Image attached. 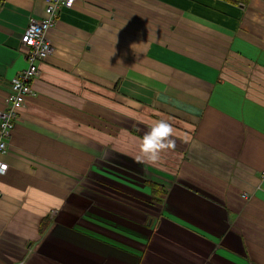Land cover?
I'll return each instance as SVG.
<instances>
[{"label": "crops", "instance_id": "0c3cea01", "mask_svg": "<svg viewBox=\"0 0 264 264\" xmlns=\"http://www.w3.org/2000/svg\"><path fill=\"white\" fill-rule=\"evenodd\" d=\"M45 8L0 0V109ZM48 36L0 155V264H264V0H78ZM161 119L175 148L138 159Z\"/></svg>", "mask_w": 264, "mask_h": 264}, {"label": "built area", "instance_id": "2783aa9c", "mask_svg": "<svg viewBox=\"0 0 264 264\" xmlns=\"http://www.w3.org/2000/svg\"><path fill=\"white\" fill-rule=\"evenodd\" d=\"M78 0H46L45 15L41 19H31L28 27L21 36V43L26 48L25 58L27 68L21 71L12 81L9 92L4 99V107L0 109V155L6 154L9 140L21 109L26 105L30 96L36 95L33 81L39 76V64L53 52V44L48 34L55 26L60 11L73 6ZM0 174H6L8 164L0 159ZM2 192L0 191V196ZM245 197L247 195L245 194ZM15 264H25L19 261Z\"/></svg>", "mask_w": 264, "mask_h": 264}, {"label": "clouds", "instance_id": "9594fccd", "mask_svg": "<svg viewBox=\"0 0 264 264\" xmlns=\"http://www.w3.org/2000/svg\"><path fill=\"white\" fill-rule=\"evenodd\" d=\"M173 124L165 119L155 121L145 132L140 143V156L137 158L150 163H156L163 153L175 148ZM6 165H0V169Z\"/></svg>", "mask_w": 264, "mask_h": 264}, {"label": "trees", "instance_id": "16d2710c", "mask_svg": "<svg viewBox=\"0 0 264 264\" xmlns=\"http://www.w3.org/2000/svg\"><path fill=\"white\" fill-rule=\"evenodd\" d=\"M225 1L232 2V3H235V4H239L241 1H244V0H225ZM145 183L151 189V199H152V201L154 203L161 204L165 200V198L167 196L166 189L163 186H161L159 184H156L155 182H152V181H149V180H146ZM48 225H49V223L46 220L42 222L41 229H40L41 234L46 231Z\"/></svg>", "mask_w": 264, "mask_h": 264}, {"label": "rangeland", "instance_id": "374dc122", "mask_svg": "<svg viewBox=\"0 0 264 264\" xmlns=\"http://www.w3.org/2000/svg\"><path fill=\"white\" fill-rule=\"evenodd\" d=\"M245 1V0H244ZM244 1H241L240 3L244 2Z\"/></svg>", "mask_w": 264, "mask_h": 264}]
</instances>
